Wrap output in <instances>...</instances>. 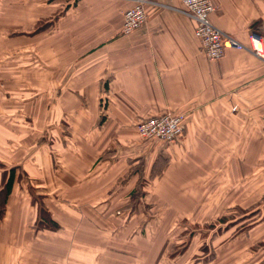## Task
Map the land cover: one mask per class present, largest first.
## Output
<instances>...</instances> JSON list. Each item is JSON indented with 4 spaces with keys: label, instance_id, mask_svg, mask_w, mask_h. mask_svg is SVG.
<instances>
[{
    "label": "crops",
    "instance_id": "1",
    "mask_svg": "<svg viewBox=\"0 0 264 264\" xmlns=\"http://www.w3.org/2000/svg\"><path fill=\"white\" fill-rule=\"evenodd\" d=\"M157 1L125 36L133 0H0V191L16 170L0 264H174L140 208H183L223 177L244 207L264 201V59L209 61L181 0ZM213 3L217 28L264 48V0ZM169 113L183 138L140 142L137 125ZM39 197L59 231L38 229Z\"/></svg>",
    "mask_w": 264,
    "mask_h": 264
},
{
    "label": "rangeland",
    "instance_id": "2",
    "mask_svg": "<svg viewBox=\"0 0 264 264\" xmlns=\"http://www.w3.org/2000/svg\"><path fill=\"white\" fill-rule=\"evenodd\" d=\"M136 168L141 171L143 185L142 160ZM70 169L78 173L76 166ZM215 181L223 183L213 186L214 192L183 194V208H174L176 202L171 209L143 206L138 216L149 220L150 231L163 236L160 248L165 256L166 250H172L169 253L174 264H264V201L253 192L251 206L244 207L243 194L229 187L227 190L224 177ZM33 183L31 178H23V185ZM137 188L139 194L132 206L148 200L142 187ZM143 222L145 229L147 223Z\"/></svg>",
    "mask_w": 264,
    "mask_h": 264
},
{
    "label": "built area",
    "instance_id": "3",
    "mask_svg": "<svg viewBox=\"0 0 264 264\" xmlns=\"http://www.w3.org/2000/svg\"><path fill=\"white\" fill-rule=\"evenodd\" d=\"M182 13L195 23V34L201 43L207 59L212 62L221 60L228 49L252 52L264 59L261 37L253 33L249 47L241 44L212 23V14L217 10L212 0H181ZM160 6L157 0H133V6L124 15L122 34L127 36L145 27L148 23V9ZM185 116L164 114L151 117L137 125V134L142 143L160 141L174 144L183 138Z\"/></svg>",
    "mask_w": 264,
    "mask_h": 264
},
{
    "label": "trees",
    "instance_id": "4",
    "mask_svg": "<svg viewBox=\"0 0 264 264\" xmlns=\"http://www.w3.org/2000/svg\"><path fill=\"white\" fill-rule=\"evenodd\" d=\"M6 178V175H5ZM21 179V177H20ZM16 181V170L12 169L9 172L8 177L6 178L5 185L0 191V217H2L6 213V204L7 200L10 197L13 186ZM139 194L138 191L134 192L131 196V202L134 204L135 197ZM33 203L37 205L38 208V222L37 227L38 229H51L53 231H59L60 225L56 223L53 218L52 214L47 210L45 205L43 204V197H39L38 199L35 198ZM138 206L134 205L133 210H136Z\"/></svg>",
    "mask_w": 264,
    "mask_h": 264
}]
</instances>
